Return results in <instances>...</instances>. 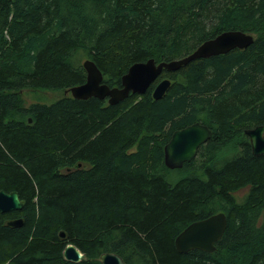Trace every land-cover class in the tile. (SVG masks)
<instances>
[{"label": "trees", "instance_id": "16d2710c", "mask_svg": "<svg viewBox=\"0 0 264 264\" xmlns=\"http://www.w3.org/2000/svg\"><path fill=\"white\" fill-rule=\"evenodd\" d=\"M229 29L251 44L162 70L115 104L21 97L82 83L79 51L119 86L131 63L179 58ZM196 121L210 137L189 162L165 167L170 133ZM258 124L264 0H0V190L22 204L0 212V264H100L102 253L124 264H264V154H251L243 133ZM216 212L225 229L214 250L178 254L174 238ZM68 244L82 260L62 258Z\"/></svg>", "mask_w": 264, "mask_h": 264}, {"label": "water", "instance_id": "95a60500", "mask_svg": "<svg viewBox=\"0 0 264 264\" xmlns=\"http://www.w3.org/2000/svg\"><path fill=\"white\" fill-rule=\"evenodd\" d=\"M253 36L240 30H224L212 38L198 44L191 52L179 58L155 62L148 58L142 62L131 63L120 76L119 87H108L102 82V76L95 64L84 59L81 66L85 73L84 81L73 85L63 93H69L74 99L107 97L108 104H115L131 94H142L149 84L162 70H176L180 66L196 58L224 54L237 48L242 49L251 44ZM169 84L168 79L158 81L152 91L151 97L159 98ZM243 133L248 137L250 152L253 155L264 153V124L246 128ZM210 129L201 122H192L184 127L173 130L163 145V164L169 169L180 168L184 162L192 160L200 145L210 137ZM21 202L15 191L4 192L0 190V212L19 210ZM21 218L7 220L10 227L19 226ZM225 229V216L222 212L210 214L205 218L188 224L173 241L174 249L178 254H185L191 250L211 253L214 244L220 239ZM60 239H64L63 232H59ZM62 258L69 262H79L83 255L73 245H66L62 250ZM100 264H124L122 259L114 253H102L98 256Z\"/></svg>", "mask_w": 264, "mask_h": 264}, {"label": "rangeland", "instance_id": "374dc122", "mask_svg": "<svg viewBox=\"0 0 264 264\" xmlns=\"http://www.w3.org/2000/svg\"><path fill=\"white\" fill-rule=\"evenodd\" d=\"M76 58L78 61V64H80L82 62V60L86 59V57L84 56V53H82L81 51H79L76 54ZM63 91L62 90H58V91H28V90H24L21 91V97L23 99V102L25 105L32 103V102H43V103H49L51 101H53L54 99L60 97L61 95H63ZM179 176L178 172H171L168 176V180L171 181L175 178H177ZM244 190H242L243 192Z\"/></svg>", "mask_w": 264, "mask_h": 264}, {"label": "flooded vegetation", "instance_id": "af4514ba", "mask_svg": "<svg viewBox=\"0 0 264 264\" xmlns=\"http://www.w3.org/2000/svg\"><path fill=\"white\" fill-rule=\"evenodd\" d=\"M113 87V86H112ZM117 87H119V86H117ZM98 99V98H97ZM101 100H104L106 103H107V97H105V98H103V99H101ZM108 104V103H107ZM258 125H262V124H258ZM253 126H250V127H248V128H252ZM246 129V128H245ZM246 136V135H245ZM247 137V136H246ZM247 139H248V137H247ZM249 142V141H248ZM250 148V147H249ZM262 154H264V153H262ZM259 155H261V154H259Z\"/></svg>", "mask_w": 264, "mask_h": 264}]
</instances>
